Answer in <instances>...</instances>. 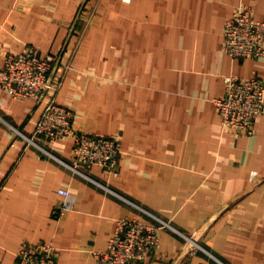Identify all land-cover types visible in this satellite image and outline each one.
I'll return each mask as SVG.
<instances>
[{
    "label": "crops",
    "instance_id": "obj_1",
    "mask_svg": "<svg viewBox=\"0 0 264 264\" xmlns=\"http://www.w3.org/2000/svg\"><path fill=\"white\" fill-rule=\"evenodd\" d=\"M83 2L0 0V68L27 48L62 55L57 100L75 127L120 138V174L72 170L71 138L30 143L46 101L0 87V264L41 241L57 264H96L118 218L154 216L169 224L142 264H264V111L247 136L214 102L228 75L264 79V58L224 49L227 18L251 6L264 20V0H88L95 17L65 48Z\"/></svg>",
    "mask_w": 264,
    "mask_h": 264
},
{
    "label": "built area",
    "instance_id": "obj_2",
    "mask_svg": "<svg viewBox=\"0 0 264 264\" xmlns=\"http://www.w3.org/2000/svg\"><path fill=\"white\" fill-rule=\"evenodd\" d=\"M224 49L233 58H264V20L256 17L251 6L239 7L225 23ZM57 60V59H56ZM55 59L40 57L35 49L9 53L0 68V87L13 98H36L46 101L35 134L24 137L39 145L36 137L57 141L71 138L72 161L67 163L77 173L86 175L85 168L102 167L107 174H120L121 145L115 135L97 134L74 126L73 110L58 102L57 91L63 74H55L50 82ZM226 91L214 98L223 124L229 130L250 136L264 111V79L259 76L241 78L228 75ZM69 197L71 192L60 188ZM71 204L62 202L53 211L62 216ZM158 222L138 218L117 219L114 233L106 246L94 250L96 264H142L154 256L160 244V230L169 223L154 216ZM14 264H57V249L49 242L26 243L16 255Z\"/></svg>",
    "mask_w": 264,
    "mask_h": 264
},
{
    "label": "rangeland",
    "instance_id": "obj_3",
    "mask_svg": "<svg viewBox=\"0 0 264 264\" xmlns=\"http://www.w3.org/2000/svg\"><path fill=\"white\" fill-rule=\"evenodd\" d=\"M85 8V7H84ZM84 8H83V10H84ZM81 11V13H80V15H79V18H78V20H77V23H76V26H75V29H74V31H73V36H76L75 38H77L78 40L80 39V37H81V34H82V32H80V28H79V21L81 22H88L89 23V25L91 24V19H93L94 17H95V15H93V8H91V9H87L86 11H87V13H86V11L84 10V11ZM84 14H87V16L88 17H86V19L84 20V18H85V16H84ZM94 17H93V16ZM83 16H84V18H83ZM68 46V44L65 46V48ZM65 48L63 49V51L62 52H64L65 51Z\"/></svg>",
    "mask_w": 264,
    "mask_h": 264
},
{
    "label": "water",
    "instance_id": "obj_4",
    "mask_svg": "<svg viewBox=\"0 0 264 264\" xmlns=\"http://www.w3.org/2000/svg\"><path fill=\"white\" fill-rule=\"evenodd\" d=\"M87 2H88V0H84L83 4H82V6H81V8H80V10H79V13H78V15H77V18H76L75 22L73 23V25H72V27H71V32H70V34H69L67 40L65 41V46L69 43V41H70V39H71V37H72L73 31H74V29H75V26H76L77 20H78V18H79V15H80L81 11L83 10V8H84V6H85V4H86ZM61 56H62V55H61ZM61 56L57 59V61H56L55 64H54L53 70H52L51 75H50V80H49L50 82L53 80L55 74H56L57 71H58L59 63H60V60H61ZM43 98H44V94H43L42 97L40 98V101H42Z\"/></svg>",
    "mask_w": 264,
    "mask_h": 264
}]
</instances>
